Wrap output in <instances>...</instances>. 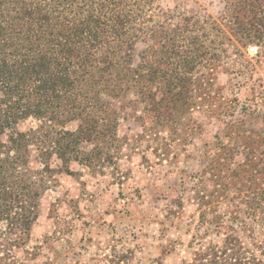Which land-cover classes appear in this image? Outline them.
I'll list each match as a JSON object with an SVG mask.
<instances>
[{"label": "trees", "instance_id": "16d2710c", "mask_svg": "<svg viewBox=\"0 0 264 264\" xmlns=\"http://www.w3.org/2000/svg\"><path fill=\"white\" fill-rule=\"evenodd\" d=\"M218 1L214 15L185 0H0V264H36L33 229L55 175L102 168L127 108L146 132L181 143L202 128L195 110L219 122L212 183L198 186L199 227L180 264H264V81L254 77L264 0ZM250 46L256 63L237 74L254 103L238 112L216 76ZM105 260L128 264L123 253Z\"/></svg>", "mask_w": 264, "mask_h": 264}, {"label": "rangeland", "instance_id": "374dc122", "mask_svg": "<svg viewBox=\"0 0 264 264\" xmlns=\"http://www.w3.org/2000/svg\"><path fill=\"white\" fill-rule=\"evenodd\" d=\"M183 8H205L216 15L222 6L218 0H185ZM255 48L250 46L244 55L231 54L227 70L221 69L216 76L221 95L241 101L238 112L244 103H254L250 82L237 73L247 59L256 63ZM255 65L254 77L264 81V61ZM192 117L202 128L181 143L164 132H146L130 108L122 111L119 141L102 168L94 171L73 163L72 174L55 175L33 229L31 244L40 247L33 263L108 264L107 256L122 253L128 264H180L188 258L199 227L196 193L199 185L212 183L207 155L217 153L219 125L202 109ZM33 124L27 121L21 127ZM69 127L75 129L76 124ZM242 159L236 157V161ZM227 207L221 204L220 210ZM251 239L244 238L248 246L260 243Z\"/></svg>", "mask_w": 264, "mask_h": 264}, {"label": "water", "instance_id": "95a60500", "mask_svg": "<svg viewBox=\"0 0 264 264\" xmlns=\"http://www.w3.org/2000/svg\"><path fill=\"white\" fill-rule=\"evenodd\" d=\"M254 50H257V48H255Z\"/></svg>", "mask_w": 264, "mask_h": 264}]
</instances>
